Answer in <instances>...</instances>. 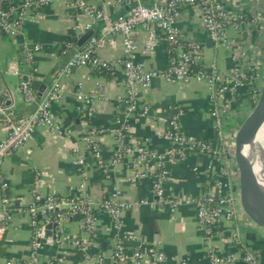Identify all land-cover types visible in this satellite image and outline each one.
<instances>
[{"label": "crops", "instance_id": "crops-1", "mask_svg": "<svg viewBox=\"0 0 264 264\" xmlns=\"http://www.w3.org/2000/svg\"><path fill=\"white\" fill-rule=\"evenodd\" d=\"M90 3L106 10L111 17L127 9L126 6L117 7L115 0H90ZM242 5L248 10L252 7L253 0H244ZM77 16V9L70 8L64 0H53L43 7L34 21L25 24L17 37L11 38L0 29V92L5 94L4 100L11 102L9 106L3 103L0 108V137L7 118L11 121L21 120L36 108L35 103L24 101L19 76L7 73L9 64L21 60L22 44H41L42 48L33 67L21 66L23 76L33 74V85L40 99L68 58V55L59 51V46L65 40H71L77 48H82L88 41L79 45V40L85 33L81 23L87 18L81 16L79 21ZM101 24H94V33L99 32ZM178 25L187 39L201 45L204 67L215 64L223 74L232 72L235 62L231 52L208 37L200 22L199 8H181ZM235 34L242 38V44L248 51L249 59L245 69L254 67L259 70L260 77L252 83L243 84L233 93V111L230 117L224 118L223 130L227 137L222 142L217 133L216 120L211 114V108L217 105V98L215 103L211 102L210 88L205 82L191 81L180 87L163 79H154L148 87L136 86L140 101L150 105V113L143 115L141 109H126L124 67L121 63L115 64L113 71L75 68L61 79L63 94L54 103L53 110L64 126L63 131L38 129L31 141L5 158L1 172L9 181L13 207H24L32 201L38 172L41 179L39 190L42 193L88 195L93 198L97 221L92 234L85 236L80 229V216H71L65 223L69 240L60 244L47 236L48 241L43 242L40 250L39 264H114L112 219L99 207L103 195L109 194L113 187H119L120 198L131 204L123 214L124 231L137 233L146 243L162 250L166 255L164 264H212L206 255L203 234L197 225L193 206H175L166 200H160L154 191L153 175L132 181L134 172L126 161L112 165L110 177L106 178L100 171L94 155L82 139L87 118L79 94L93 95L92 121L103 130L96 140L106 161H110L116 151L113 136L106 129L117 117H124L125 142L128 145L145 144L150 150L160 153L170 146L163 138L167 121L182 110L183 113L179 116L182 129L189 136L208 142L215 152L209 155L192 151L175 157L169 164L170 173L164 189L167 200L197 196L223 178V169L228 162L223 160L222 154L217 153V148H226L229 134L236 130L235 126H239L250 112L251 88L260 89L264 74V45L260 32L251 24H244L241 32ZM146 38L145 30H135L134 59L143 62L149 69L165 68L169 58L167 43L160 40L153 50L143 52ZM122 51V36L115 34L110 36L99 54L110 62H116ZM40 88L44 90L41 95ZM75 147L80 148L85 158V165L81 168L73 162ZM152 165L156 170L157 162L153 161ZM84 177V186L80 187ZM141 200H147L148 203L134 204ZM236 223L241 224L245 246L257 253L260 263L264 264V229L250 220H244L240 214L234 220L220 221L211 244L223 254H233L235 261L232 264H247L242 250L233 241L232 233ZM14 225L17 228L4 234L0 240V264H6L9 260L13 264H26L32 230L24 215L16 216ZM48 231L53 229L49 228ZM122 245L126 252H131L134 248V242L128 239H124ZM123 264L137 263L130 260ZM141 264H150V260H144Z\"/></svg>", "mask_w": 264, "mask_h": 264}, {"label": "built area", "instance_id": "built-area-1", "mask_svg": "<svg viewBox=\"0 0 264 264\" xmlns=\"http://www.w3.org/2000/svg\"><path fill=\"white\" fill-rule=\"evenodd\" d=\"M52 1L0 0V29L11 38L17 37L22 33L25 24L34 21L43 7ZM64 1L70 8L77 9L79 21L81 16L87 18L81 23L84 32L93 29L96 22H101L99 32L94 33L82 48H77L75 42L71 40L63 42L61 52L68 55V58L40 99L33 85V74L28 73L23 76L21 66L33 67L35 58L42 48L41 44H22L21 60L11 62L7 70V73L19 76V87L24 101L36 104L35 110L21 120L11 121L7 118L2 127L3 135L0 137V240L4 234L17 228L14 225L16 216H26L32 230L26 264H39L40 250L43 240L47 237L45 229L47 224L57 223L58 229L53 239L62 244L69 240L65 223L71 216L75 214L80 216V229L85 236L92 234L97 221L96 203L93 198L88 195L42 193L39 190L41 179L38 172L35 176L32 201L24 207H13L9 181L1 172L5 158L31 141L38 129L63 131L64 126L58 120L53 105L62 97L61 79L64 76L79 67L113 71V66L121 63L124 67L126 109L127 111L141 109L143 115L150 113V105L140 101L135 90L136 86L148 87L154 79H163L180 87H184L191 81L205 82L210 88L211 102L215 103L217 98V105L211 108V114L216 120L220 142L227 137L226 131L223 130V121L232 114L233 93L243 84L252 83L260 77L259 70L254 67L245 69L248 65V51L242 44V38L235 33L241 32L244 24H251L260 34L262 33L264 0H253V5L248 10L242 5L244 0H115L117 7L126 6L127 8L115 17H111L104 9L92 6L90 0ZM185 6L199 8L200 22L208 37L231 52L235 62L231 73L223 74L215 64L203 66L201 45L187 39L178 25L181 8ZM137 28L147 33L143 52L153 50L160 40L167 43L169 58L165 68L149 69L143 62L134 59L136 50L134 32ZM115 34L122 36L123 51L116 62H110L99 52L110 36ZM252 89L254 93L250 98L251 109L259 95L255 93L259 91L256 90L259 88L252 87ZM79 98L82 100V107L87 118L82 139L94 155L96 165L104 176L110 177L111 166L123 161L128 162L133 169L132 181L153 175L154 191L160 200H166L175 206L187 204L195 208L197 225L203 234L206 255L211 263L232 264L235 261L233 254H223L211 244L217 234L219 223L223 219L234 220L237 214H240L244 220H250L240 205L237 189L229 176L228 165L223 169V178L215 181L212 187L197 196L167 200L165 194L164 184L169 177V164L176 154L183 156L192 151H199L210 155L215 152L208 142L193 138L182 129L179 123L182 110L167 121L163 138L169 142L170 146L165 152L160 153L150 150L145 144L128 145L125 142L124 117H117L113 123L116 126H109L106 129L113 136L116 144L113 158L106 161L96 140L97 135L103 130L95 126L92 121L93 95L80 93ZM217 153L223 155L224 161L225 158L227 160L226 148H217ZM153 161L157 162L156 170L153 168ZM73 162L80 168L85 165V158L79 147L73 149ZM85 177L80 187L84 186ZM120 193L119 187H113L109 194L103 195L99 203V207L112 219L115 241L112 254L114 264H123L130 260L141 264L147 259L150 260V264H164L166 255L162 250L146 243L139 234L124 231L123 214L131 204L123 201ZM146 203H148L147 200H141L134 204ZM241 232V224L236 223L232 233L233 241L242 250L247 264H258L253 251L243 243ZM124 239L134 242L131 252L124 250L122 245ZM75 243L78 244V242ZM6 264H13V261L9 260Z\"/></svg>", "mask_w": 264, "mask_h": 264}, {"label": "water", "instance_id": "water-1", "mask_svg": "<svg viewBox=\"0 0 264 264\" xmlns=\"http://www.w3.org/2000/svg\"><path fill=\"white\" fill-rule=\"evenodd\" d=\"M94 29H90L86 31L79 40V45H82L83 42L88 40L93 34ZM262 43L264 45V26L261 33ZM213 41V40H212ZM214 42V41H213ZM215 43V42H214ZM43 88H40L39 95L43 92ZM5 94L0 92V108L3 103L7 106L10 105L11 102L4 100ZM264 113V74L262 78V82L259 89V95L254 107L242 121V123L238 126L234 134L233 143L230 151L227 153V162L229 165V176L237 189L238 198L240 205L244 211V213L248 216V218L257 226L264 229V185L256 186L252 191L249 189L248 182L246 181L245 175L243 174V163L245 160V155L241 149V142L243 137L248 133L252 132L256 129L258 124L260 123L262 116ZM180 154H176L175 157H180ZM49 228H52L53 231H48ZM46 236H51L55 238L57 233V223L52 222L45 226ZM48 238L46 237L43 242H47ZM256 257L257 263H260V257L257 253L253 252Z\"/></svg>", "mask_w": 264, "mask_h": 264}, {"label": "bare ground", "instance_id": "bare-ground-1", "mask_svg": "<svg viewBox=\"0 0 264 264\" xmlns=\"http://www.w3.org/2000/svg\"><path fill=\"white\" fill-rule=\"evenodd\" d=\"M241 149L245 155L243 174L252 191L264 185V113L256 129L243 137Z\"/></svg>", "mask_w": 264, "mask_h": 264}, {"label": "rangeland", "instance_id": "rangeland-1", "mask_svg": "<svg viewBox=\"0 0 264 264\" xmlns=\"http://www.w3.org/2000/svg\"><path fill=\"white\" fill-rule=\"evenodd\" d=\"M251 90H253V89L251 88ZM237 127L238 126H235L234 129L237 130ZM236 130L231 131V133L229 134V137L227 139V144H226V153H228L230 151V149H231V146H232V143H233V139H234V134H235ZM225 162H226V158H225Z\"/></svg>", "mask_w": 264, "mask_h": 264}, {"label": "trees", "instance_id": "trees-1", "mask_svg": "<svg viewBox=\"0 0 264 264\" xmlns=\"http://www.w3.org/2000/svg\"><path fill=\"white\" fill-rule=\"evenodd\" d=\"M62 48H63V44L59 46V51H61ZM100 70H104V69H100ZM256 90H259V89H256ZM253 91H254V90H251V91H250V95H253V93H254ZM255 93L258 94L259 91H256ZM253 103H254V102H253ZM254 105H255V104H254ZM110 126H116V124H111ZM124 132H125V129H124Z\"/></svg>", "mask_w": 264, "mask_h": 264}]
</instances>
